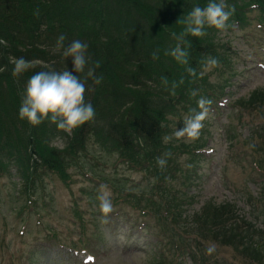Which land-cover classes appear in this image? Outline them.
<instances>
[{"label": "trees", "instance_id": "16d2710c", "mask_svg": "<svg viewBox=\"0 0 264 264\" xmlns=\"http://www.w3.org/2000/svg\"><path fill=\"white\" fill-rule=\"evenodd\" d=\"M209 2L0 0V173H12L18 167L26 192L30 191L33 175L41 169L69 184L72 179L68 167L82 155L86 141L91 140L101 150L116 153L118 163L152 170L151 175H156L157 181L170 179L167 167L177 166L175 161H169L170 155L178 159L181 153H187L193 160L200 148L183 141L166 142L170 133L169 116L179 115L181 111L190 117L202 111L198 104L202 97L211 101L205 105L207 112L210 107H218L226 87L224 81L221 84L209 80L205 69L210 59H216L224 72L236 75L232 55L220 41L221 30L206 26L203 37L186 34L183 41L177 39L184 33L188 13L197 6L207 7ZM224 3L231 12L228 30L234 24L245 26L252 10L257 12L258 24L264 29V0H224ZM62 34L66 46L73 40L88 44V66L95 67L96 75L103 80L100 85L87 80L85 101L95 109L94 120L74 129L66 145L57 147L51 140L69 134L50 120L31 125L20 118L19 108L32 75L40 71L71 70V58L64 57L63 49L56 46ZM178 44L187 53L186 63L171 55ZM153 53L158 58L154 59ZM20 57L31 62V67L13 76L14 60ZM78 75L81 79L85 76ZM235 104L241 110L258 112L264 120V88L237 99ZM261 132H254L259 137L252 140L249 151L256 174L252 181L259 187L255 196H248V201L257 214L262 212L255 203L264 201V133ZM157 158H163L166 164L159 166ZM100 180L111 185L107 179ZM185 183L189 185L190 180ZM119 200L121 196L114 199ZM182 202L176 196L160 193L155 201L131 203L143 214L155 213L157 242L163 243L157 264H167L164 253L167 245L173 253L179 249L177 254L184 263L188 258L191 264H215L209 250L204 252L200 248L211 245L208 238L232 246L235 253H243L246 258L260 257L261 251L248 239L247 231L253 230L259 238L264 233L259 225L254 227V221L246 220L237 206L207 202L190 215L182 210ZM183 214L185 219L181 217ZM141 224L143 228L147 222Z\"/></svg>", "mask_w": 264, "mask_h": 264}, {"label": "rangeland", "instance_id": "374dc122", "mask_svg": "<svg viewBox=\"0 0 264 264\" xmlns=\"http://www.w3.org/2000/svg\"><path fill=\"white\" fill-rule=\"evenodd\" d=\"M256 15L255 10L248 12L245 26L234 24L231 30L226 28L219 34L232 55L236 75L224 72L222 65L210 64L205 69L210 81H224L226 88L218 107L208 109L200 135L177 138L175 132L184 127L189 115L179 111V115L169 116L166 142L183 141L199 146L200 151L193 160L187 153H181L178 159L170 155L169 161L177 166L167 167L171 173L167 181H157L152 170L118 163L116 153L101 150L91 140L68 167L72 179L69 184L41 169L33 175L30 191L26 192L18 167L12 173H0V264H157L163 243L157 242L155 213L143 214L131 203L155 201L160 193L180 198L182 210L190 215L207 202L232 203L264 233V201L255 203L262 212L259 215L248 201L259 187L252 181L256 174L249 151L252 140L259 137L254 132L264 133V120L258 112L241 110L235 104L237 99L264 88V29ZM69 137L57 136L51 144L63 147ZM100 179H107L111 185ZM189 180L187 187L185 182ZM101 186L111 192L113 211L106 216L98 199ZM117 196H121L119 202L114 201ZM141 222L147 224L142 228ZM247 237L261 251L260 257L246 258L243 253H235L232 246L210 238L212 246L200 248L209 250L215 264H264V234L259 238L252 230L247 231ZM177 251L173 253L166 246L167 264H191L188 258L184 263Z\"/></svg>", "mask_w": 264, "mask_h": 264}, {"label": "clouds", "instance_id": "9594fccd", "mask_svg": "<svg viewBox=\"0 0 264 264\" xmlns=\"http://www.w3.org/2000/svg\"><path fill=\"white\" fill-rule=\"evenodd\" d=\"M224 0H210L207 7H194L188 13L184 33L177 37L183 41L186 34L194 37L206 35L205 27H214L218 30H225L229 25L228 21L231 12L226 10ZM38 15V11H37ZM66 37L62 34L57 39V48L63 49L64 57L71 58V70L40 71L32 75L27 83L26 94L19 108L20 118L26 119L31 125L38 126L44 121L50 120L57 127L69 134L81 125L94 120L95 109L91 103H86L85 94L87 91V80L91 79L95 85L102 83L103 77L96 75L95 67H89L87 56L88 44L80 40H73L67 46ZM171 55L178 61L186 63L187 53L179 44L172 50ZM153 58H158L153 53ZM211 65H217L216 59H210ZM31 67V62L23 57L14 60L13 76L26 72ZM98 67V65H97ZM191 71V70H190ZM79 73L85 76L81 79ZM194 74V72H193ZM192 95H196L195 92ZM211 101L203 97L198 101L202 111L185 118L184 127L175 132L177 138L187 136L196 138L204 127L203 121L207 117L206 104ZM167 139V138H165ZM157 164L163 167L166 161L157 158ZM100 210L105 216L113 211L111 192L105 186H101Z\"/></svg>", "mask_w": 264, "mask_h": 264}, {"label": "snow or ice", "instance_id": "6c2138e0", "mask_svg": "<svg viewBox=\"0 0 264 264\" xmlns=\"http://www.w3.org/2000/svg\"><path fill=\"white\" fill-rule=\"evenodd\" d=\"M89 259H91V258H89Z\"/></svg>", "mask_w": 264, "mask_h": 264}]
</instances>
